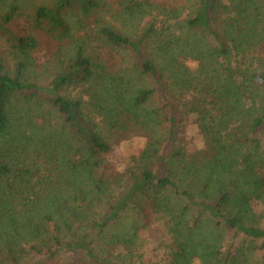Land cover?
<instances>
[{
	"label": "trees",
	"instance_id": "trees-1",
	"mask_svg": "<svg viewBox=\"0 0 264 264\" xmlns=\"http://www.w3.org/2000/svg\"><path fill=\"white\" fill-rule=\"evenodd\" d=\"M24 4L0 0V263L120 264L156 222L164 264H264V0Z\"/></svg>",
	"mask_w": 264,
	"mask_h": 264
},
{
	"label": "rangeland",
	"instance_id": "rangeland-1",
	"mask_svg": "<svg viewBox=\"0 0 264 264\" xmlns=\"http://www.w3.org/2000/svg\"><path fill=\"white\" fill-rule=\"evenodd\" d=\"M5 1V0H4ZM11 1V0H10ZM24 7L27 9L31 5L45 3L47 0H23ZM178 3H183L185 0H177ZM189 3L187 1L184 4ZM17 28L20 30L25 25L24 19H18L15 23ZM40 39V47L37 53V59L43 70L51 69L56 62L55 51L57 45L47 36V34L42 31H36ZM1 47V46H0ZM43 64V65H42ZM195 66L194 63H192ZM42 70V69H41ZM76 92V89H73V95ZM185 133H187V143H188V152H192L196 148V142L199 140L198 133L195 126L192 123H187L184 127ZM143 137L141 136H132L128 139H122L113 145V149L109 154L111 164L117 168L121 169L124 166L128 165L131 157L138 155L143 147ZM133 238V236H132ZM164 238V229L161 227L160 223L152 222L151 225L143 227L139 230L136 235V239H132L130 244L122 245L120 248L115 249L112 252L113 259L120 264H127L131 262L132 264H164L165 254L161 246V239ZM106 255L109 251L104 252ZM23 257H21L20 264H46L42 260L38 259L39 255L32 250L29 246L26 247ZM84 255L76 254L75 260L80 262V264H97L95 261L88 260L83 257ZM110 257V254H108ZM56 264H63L61 261L54 262ZM4 264V263H0ZM5 264H17L15 262H9ZM104 264V263H99Z\"/></svg>",
	"mask_w": 264,
	"mask_h": 264
}]
</instances>
